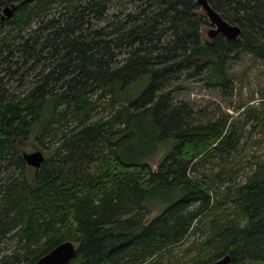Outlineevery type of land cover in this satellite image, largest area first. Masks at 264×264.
I'll return each instance as SVG.
<instances>
[{"label":"trees","instance_id":"16d2710c","mask_svg":"<svg viewBox=\"0 0 264 264\" xmlns=\"http://www.w3.org/2000/svg\"><path fill=\"white\" fill-rule=\"evenodd\" d=\"M207 2L239 38L209 37L196 0H0V264L64 241L69 264H155L194 230L193 253L168 264L264 262V161L251 154L243 181H209L212 193L192 176L256 145L264 108L234 117L173 99L188 81L227 93L241 54L264 66V0ZM33 143L38 168L22 157Z\"/></svg>","mask_w":264,"mask_h":264},{"label":"rangeland","instance_id":"374dc122","mask_svg":"<svg viewBox=\"0 0 264 264\" xmlns=\"http://www.w3.org/2000/svg\"><path fill=\"white\" fill-rule=\"evenodd\" d=\"M93 23H95V21ZM228 71L232 77L229 82L231 86L226 89L227 93L222 94L219 89L208 88L200 81H188L183 89L173 93V99L175 101H187L194 109L202 108L208 114L217 111V108L219 107L221 110L232 114L234 117L241 113L247 117L248 113H251L249 109L257 110L264 108L263 64L248 54H241L238 59L233 60L228 64ZM30 79H32L31 76H29L28 80ZM23 83L24 80L18 81L10 79L7 80L6 87L8 90L20 92L22 87H19V85ZM246 128L249 129V127ZM245 141L246 139H242L241 153L234 152L229 154L224 163L210 161L203 165H199L198 170L193 171L192 176L198 180L202 178L203 183H205L203 184L204 187H209V191L212 189L209 186V181H217V186L220 185L219 189H223L227 186L232 187L233 185L242 182L245 175L255 166L251 164V158H249L251 154L259 157L261 161H264V128L262 127V122L256 124L252 136L247 138L249 143L251 141H258L257 144L248 148L246 147L247 145H245ZM26 149L27 151H33L38 148L33 143L32 145L27 146ZM41 151L44 153L43 149ZM45 152L48 153V150L46 149ZM160 153H162V151H159L156 155L154 154L150 159L153 168H156ZM202 172L207 176H201ZM153 208L157 209L155 206H153ZM155 209L152 210L151 214L155 215L157 213V210ZM148 215H150L149 212H147V215L145 216ZM197 223L198 221L193 224V227H196L198 225ZM203 237V230H194L189 233L179 245L173 247L170 253L162 255L155 264H168V262H174L176 260L182 261L183 258L193 253V247L202 241ZM5 247L6 249L12 247V244L8 243ZM254 263L264 264V262ZM147 264L153 263L151 261Z\"/></svg>","mask_w":264,"mask_h":264},{"label":"water","instance_id":"95a60500","mask_svg":"<svg viewBox=\"0 0 264 264\" xmlns=\"http://www.w3.org/2000/svg\"><path fill=\"white\" fill-rule=\"evenodd\" d=\"M199 7L203 8L205 15L210 23L211 27L207 34L209 37H213L216 34H221L228 40H236L241 34V29L237 24L229 23L222 16L215 11L207 2V0H196ZM14 10V5L6 6L3 8V14L5 16H11ZM27 165L38 168L44 161V155L40 150L24 151L22 153ZM155 169V168H154ZM75 254V245L71 241H64L49 252L45 253L33 264H69L70 259ZM229 261V255L217 258L207 264H227Z\"/></svg>","mask_w":264,"mask_h":264}]
</instances>
